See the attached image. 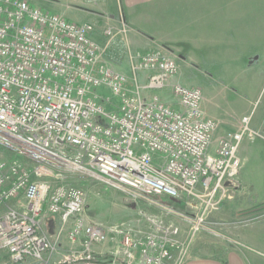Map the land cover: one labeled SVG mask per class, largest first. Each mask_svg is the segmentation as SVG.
<instances>
[{"label":"built area","instance_id":"1","mask_svg":"<svg viewBox=\"0 0 264 264\" xmlns=\"http://www.w3.org/2000/svg\"><path fill=\"white\" fill-rule=\"evenodd\" d=\"M130 31L121 20L103 28V45L91 22L0 0V147L36 162L0 160V251L12 262L46 264L66 231L68 240H80L75 258L111 236L121 238L120 252L134 264H185L207 216L236 183L240 144L264 140L251 111L214 143L219 124L205 116L199 87L173 80L178 66L166 49L126 48L128 72L111 67L107 47L117 39L127 47ZM164 89L179 109L157 94ZM60 164L143 196L186 197L198 213L176 214L186 232L156 217H147L152 230L143 234L95 223L83 215L80 188L41 179L46 165ZM48 215L58 223L52 234L42 226Z\"/></svg>","mask_w":264,"mask_h":264},{"label":"rangeland","instance_id":"2","mask_svg":"<svg viewBox=\"0 0 264 264\" xmlns=\"http://www.w3.org/2000/svg\"><path fill=\"white\" fill-rule=\"evenodd\" d=\"M27 2L45 11L62 15L72 22L81 23L89 21L93 23L96 27L95 37L103 45L107 39L102 34L103 28L118 26L116 22L109 21V16H115L114 18L117 19L118 16L120 18L126 15L122 10L120 0H27ZM85 9H87L86 13L83 11ZM95 14L97 15L95 16ZM87 15L92 19L94 16L96 18L90 20L87 18ZM164 36L169 35L164 34ZM124 41L127 43V47L119 39L110 42L106 50V59L111 67L127 73L126 48L140 51L152 49H142L140 46H133V44H139L134 41L131 43L129 35L127 36V40ZM163 46L176 59L178 66L177 81L185 86L199 87L201 89L205 109L210 116L213 115L214 117L210 119L215 120L219 124L214 133V143L233 128V124L236 122L241 110L239 104L240 98L243 97L244 92L249 93L253 89L258 93L255 97L256 101L251 102L252 112L254 113L253 125L255 128L252 127L264 135V79L259 77V74L263 71L262 63L251 65L252 57H248L245 59L246 61L223 63L220 61V55L216 54V52H212L209 55L211 61L202 59L191 61L188 59L186 53L180 51V55L186 58L182 60L179 57L177 48L172 43H165ZM174 51L175 53L177 51V53L174 54ZM249 65L253 67L250 68ZM246 67L249 70H246ZM230 70L233 71L231 72L232 74ZM174 78L173 80L176 81ZM156 92L173 108L179 109L177 101L170 91L164 89ZM256 139L258 138H253V140ZM10 158H16L25 167L32 168L36 166L35 161L21 156L8 147L1 146L0 160ZM45 168L49 174L45 173L41 176V179L48 180L53 185L62 184L80 188L84 192L83 215L86 219L104 226H117L143 234L152 230L147 217H156L163 223L180 224L181 229L186 232L187 222L181 220L176 214L181 213L185 217L191 218L198 213V210L191 206L190 200L183 196L179 199H171L159 195L143 196L113 185L92 173L82 170L74 164L46 165ZM10 204H13V201ZM223 208L224 205L222 204L218 211H212L207 216L206 222L208 224H204V227L196 234L187 259L194 252L199 256H220L223 252L221 247L234 246L235 243L233 242L236 240V230L239 227L264 222V202L260 203V205L246 207L240 213L235 212L229 216H223ZM45 219L48 220L46 224L44 223L45 220L42 222L44 231H48L49 220H53V224L55 223V226H53L54 231L58 226L57 220L55 221L50 215ZM244 220L246 221L244 222ZM210 223L213 224L211 225ZM63 235L66 237L65 231L58 241L59 244H61ZM120 239V237L110 236L107 242L101 243V246H105V249L108 251L107 253H109L102 259V262L106 264H134V259L129 260L120 252ZM93 246L91 247L92 250ZM92 250L84 254V259H80V257L75 258V256L80 255V252L70 253V259L67 261L69 263L72 260L78 259L82 262L90 263L94 260L97 261L98 259L95 258ZM0 264L17 263L12 262L5 252H0ZM19 264L42 263L28 260L25 263Z\"/></svg>","mask_w":264,"mask_h":264},{"label":"crops","instance_id":"3","mask_svg":"<svg viewBox=\"0 0 264 264\" xmlns=\"http://www.w3.org/2000/svg\"><path fill=\"white\" fill-rule=\"evenodd\" d=\"M120 1L126 15L120 18L117 15V19L110 15L109 21L118 25L121 20L130 27V42L139 44L133 46L167 50L163 45L172 43L182 60L186 58L180 55V51L186 53L191 61H211L209 55L212 52L219 54L223 63L240 62L252 57L251 65L262 63L263 71L259 77L264 79V0ZM83 11L86 13L87 9ZM95 16L93 19L90 16L87 18L94 20ZM246 70L249 69L246 67ZM174 79L177 81V75ZM257 93L254 89L243 93L239 103L240 114L230 131L237 129L242 115L252 111L251 102L256 101ZM201 108L207 117L214 118L208 114L203 101ZM253 121L254 113L251 123L254 127ZM238 156L240 168L235 185L228 188L229 198L223 201V216L240 213L246 207L264 202V140L244 139L239 146ZM61 239V244L58 243L54 251L48 254L46 264H106L102 259L109 253L101 244H95L92 250L97 261L90 263L78 259L69 263L70 253L81 250L80 240L70 241L67 235ZM233 243L234 246L221 247L223 252L220 256H199L194 252L185 264H264V222L239 227Z\"/></svg>","mask_w":264,"mask_h":264},{"label":"water","instance_id":"4","mask_svg":"<svg viewBox=\"0 0 264 264\" xmlns=\"http://www.w3.org/2000/svg\"><path fill=\"white\" fill-rule=\"evenodd\" d=\"M99 178H101V179L107 181L106 179H104V178H102V177H99ZM53 226H54V224H53V220H49V221H48V233H49V234H52V233H53Z\"/></svg>","mask_w":264,"mask_h":264},{"label":"trees","instance_id":"5","mask_svg":"<svg viewBox=\"0 0 264 264\" xmlns=\"http://www.w3.org/2000/svg\"><path fill=\"white\" fill-rule=\"evenodd\" d=\"M17 264H19V263H17Z\"/></svg>","mask_w":264,"mask_h":264}]
</instances>
